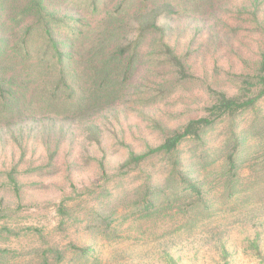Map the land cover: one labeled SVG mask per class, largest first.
<instances>
[{"label":"rangeland","instance_id":"obj_1","mask_svg":"<svg viewBox=\"0 0 264 264\" xmlns=\"http://www.w3.org/2000/svg\"><path fill=\"white\" fill-rule=\"evenodd\" d=\"M35 1L47 6L41 16ZM120 1L99 0L92 13L90 0H0V49L8 41L20 45L27 33V45L37 50V21L69 17L75 26L58 22L55 37H69L73 52L83 39L82 62L89 61L105 11ZM157 4L174 13L140 38L135 70L126 84L114 83L113 99L86 102L103 71L81 73L89 87L74 91L66 111L72 116L45 115L41 104L27 111L26 100L18 107L24 114L0 120L5 264H264V96L204 130L199 141L183 140L173 156L128 162L201 117L217 93L255 91L245 81H254L264 55V0H153L131 13ZM142 17L131 15L135 23ZM63 23L75 27L76 37ZM135 37L120 42L130 46ZM165 45L185 62L183 74L162 64ZM12 65L7 75L16 73L23 84L19 55ZM232 153L230 174L225 162Z\"/></svg>","mask_w":264,"mask_h":264},{"label":"trees","instance_id":"obj_2","mask_svg":"<svg viewBox=\"0 0 264 264\" xmlns=\"http://www.w3.org/2000/svg\"><path fill=\"white\" fill-rule=\"evenodd\" d=\"M151 1L153 0H121L119 4L106 10L105 14L106 12L107 14L102 18L103 22L100 25L103 29L98 35L102 38H96L92 42L88 50L91 58L89 61H84L85 64L82 62L84 58L82 53L83 39L79 38L75 42L73 45L75 52H73L69 37L64 35L62 40H58L55 37V28H59L58 22L63 20L56 16H50L52 22L42 23L44 25L39 24L37 21L35 29L43 35V40L38 43L37 50H34L35 45L31 48L27 45V33L24 34L20 45L17 43L11 44L9 41L7 44L5 43L6 45H3L5 48L0 49V91H3V97L1 96L0 99V120L11 117V114H13V118L14 114H24L25 112L20 111L18 107L26 100H28V106L25 109L27 111H31V105L41 104L39 107L45 115L72 116L66 111L71 103L74 91L77 87L83 91H86V88L89 87L88 81L81 80V73L103 71L98 81L90 84L92 91L87 92L86 102L98 105L104 102L103 99H113L115 94L114 87L116 86L114 83L119 80V85L126 84L129 79L127 76L133 74L135 70L134 64L137 60L136 54L140 38L144 34L160 30L159 20H167L169 15L174 13L173 7L169 4L152 5V8L145 7L143 11L136 10L131 13L134 9L133 7L137 4H146ZM35 3L36 15L41 16L40 13L45 11L47 6L37 1ZM89 4H91L92 13H95L98 9L99 0H90ZM135 14L143 16L141 20L135 19L136 23L131 18V15L135 16ZM63 21H70L73 25L77 23L69 17ZM133 23L137 25L135 30L130 25ZM73 25L63 23L61 26L66 28L72 34V37H76ZM104 35H106V40L103 39ZM127 36H136L131 41L130 46L123 45L120 42V39L125 40ZM164 48H166V61L162 64L175 69L177 73L183 74L185 62L181 57L173 53L167 45ZM131 49L132 53L128 59L129 61L126 65L123 64V67L122 63L126 60L125 57L128 56ZM106 50L108 51L105 55L103 52H106ZM133 51H135V54ZM100 53L106 59L99 58ZM15 55L21 57L22 69L20 73L25 75L24 78L26 79L23 84L16 73L13 72L10 76L7 75V70L9 72L13 71L12 59ZM110 63L113 64L111 65ZM40 74H44L40 78L42 80H38ZM51 76H53L52 79ZM252 78L254 79L252 83H249L251 81H245V84L255 88L253 93L246 88H240V93L232 97L226 96L224 93H217L210 105L204 108L205 113L201 117L188 121L181 128L167 135L159 146L149 149L142 155L130 157L128 162L138 164L149 156L156 154L173 156V153L183 140L190 138L194 141H199L201 133L207 128L222 122L226 118L232 119L240 113L253 109L256 101L264 96V55L258 62L257 70ZM27 82L32 86L27 84ZM15 87L20 88L21 91H16ZM48 90L49 94L46 92ZM57 90L64 91L67 94L64 95L61 92H57ZM103 90L106 92H102ZM109 90L110 92L108 93ZM111 95L113 96L112 98ZM225 166L230 174L234 172V153L226 158ZM187 188L194 195L200 194L199 187L195 184H188ZM1 258L0 264H5V261Z\"/></svg>","mask_w":264,"mask_h":264}]
</instances>
